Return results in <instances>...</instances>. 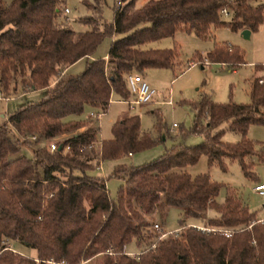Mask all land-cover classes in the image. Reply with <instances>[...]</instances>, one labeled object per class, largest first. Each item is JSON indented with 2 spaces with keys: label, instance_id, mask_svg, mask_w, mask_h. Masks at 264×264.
<instances>
[{
  "label": "trees",
  "instance_id": "16d2710c",
  "mask_svg": "<svg viewBox=\"0 0 264 264\" xmlns=\"http://www.w3.org/2000/svg\"><path fill=\"white\" fill-rule=\"evenodd\" d=\"M63 3L0 0V91L13 90L17 83L22 92L41 90L37 100L22 103L0 123V240L35 250V256H28L2 243L0 264H264V219L229 186L223 200L216 201L221 183L205 172L191 176L184 169L200 155L221 168L223 158L237 159L243 174L254 178L252 157L264 163V142L246 132L251 124H264V81L251 79L247 102H218L205 94L187 101L192 123L179 133H200L202 139L172 143L141 164H115L110 175L122 182L114 199L105 179L88 171L103 159L148 148L159 138L140 129L136 114L114 120L109 138H98L96 127L77 131L84 119H64L85 109L105 110L112 93L127 97L128 73L172 66L176 49L153 48L148 42L176 30L205 36L210 27L223 25L255 31L264 20L261 1L146 0L135 7L134 0H115L108 21L101 15L105 0H82L88 12L80 21L88 28L79 31L63 22ZM105 35L113 36L106 57H92ZM80 58L86 59L83 70L65 72ZM201 58L229 66L244 62L238 47L224 43H215ZM152 112L158 130L159 113ZM222 121L239 134L236 141L221 139L223 128L217 126ZM25 135L35 136L31 143H45L33 148L32 157L6 159ZM54 138L57 147L49 150L47 142ZM169 205L200 218L204 226L231 232L200 230L180 220L177 234L157 237L146 216L155 211L161 217ZM207 209L213 214L205 215ZM130 240L139 246L135 255L124 251Z\"/></svg>",
  "mask_w": 264,
  "mask_h": 264
},
{
  "label": "rangeland",
  "instance_id": "374dc122",
  "mask_svg": "<svg viewBox=\"0 0 264 264\" xmlns=\"http://www.w3.org/2000/svg\"><path fill=\"white\" fill-rule=\"evenodd\" d=\"M146 0H134V6H140ZM264 7V0H260ZM115 0H105L102 6L101 15L110 21L112 18V7ZM67 6L70 11L64 14L61 11V18L65 24H69L74 30H85L88 28L86 23L81 22L83 15L88 11L82 4V0H64L61 7ZM62 7V8H63ZM225 18V16L223 17ZM113 36L105 35L92 52V57H103L107 52ZM215 43H224L238 47L242 51L244 62L236 65L234 70L231 66L217 62H207L201 58L203 54L212 48ZM146 46L153 48H175L176 57L170 67H150L140 72L148 84L154 88L155 94L152 99L142 105L136 106L133 110H128L126 105L119 101V97L112 93L106 111L99 120L86 117L87 109L81 114H70L64 119H84L86 127H96L98 138L111 137V123L127 114H136L139 117L140 129L149 132L154 138H159L152 146L134 151L130 155H123L118 159H103L99 162L100 167H93L88 171L89 174L101 176L105 179V184L109 196L115 198L118 186L122 179L110 175L113 166L117 163L141 164L154 159L161 154L166 147L172 143L181 142L183 144H195L202 139L200 133L191 131L180 134L179 130H188L192 123V111L187 101L196 100L202 94H208L211 99L218 102L234 101L247 102L249 100L248 90L250 79L255 73L254 64L264 62V20L252 31L248 37H243L240 30H231L227 26L210 27L205 36H198L193 32L176 30L172 36H166L154 41H150ZM198 57V58H197ZM85 58L79 59L70 64L69 73H78L83 70ZM262 73L257 78L264 79V67ZM1 92V91H0ZM0 98V123L6 121L7 115L16 110L26 101L37 100L41 95V90L32 89L22 92L20 84L16 88L1 92ZM169 99V102L167 100ZM183 100V101H182ZM157 110L159 113L161 127L154 129L157 117L152 112ZM174 123V125H172ZM217 128H223L221 139L226 142H234L239 138V134L226 128L224 121L220 122ZM13 135V130L10 131ZM246 136L256 142H264V124H251L248 126ZM32 139L21 140L17 151L9 154L6 159L18 155L32 157V150L38 145L44 144L43 140L31 143ZM259 144H254L258 149ZM254 166V178L247 177L240 169L237 159H222V167L218 163L208 164L205 155H200L198 159L184 166V169L191 176L197 173H207L211 179L221 183L218 193L214 199L221 202L225 195V187L229 186L236 195L247 204L250 210L255 211L257 216H264V194H258L252 190V186L258 180H264V163L252 157ZM211 209L205 210V215H211ZM149 222H158L162 230H174L179 226L180 220L186 223L207 225L200 218L190 217L183 214V209L178 206L169 205L164 214L159 217L155 211H151L146 216ZM219 228V227H218ZM152 230V229H151ZM177 229L174 233H178ZM173 233V234H174ZM2 243L8 246L13 245L15 249L21 247L24 254L35 256L34 248L22 243L11 244L9 240L1 239ZM126 251L134 252L139 246L134 240L125 244ZM43 264H51L45 261Z\"/></svg>",
  "mask_w": 264,
  "mask_h": 264
},
{
  "label": "built area",
  "instance_id": "2783aa9c",
  "mask_svg": "<svg viewBox=\"0 0 264 264\" xmlns=\"http://www.w3.org/2000/svg\"><path fill=\"white\" fill-rule=\"evenodd\" d=\"M116 3L119 4V0H116ZM62 11L66 15L69 13L70 9L67 6H64ZM219 11L224 15H227L228 13L224 7H221ZM258 81L261 82V81H264V79L258 78ZM125 85L128 91V96L125 98H119V100L126 105L128 110H133L136 106L149 102L152 99L153 95L155 94L154 88L151 87L148 84V82L143 78L142 74L138 72H131V73L126 74L125 75ZM2 97L3 96L1 95V92H0V98ZM167 102H169V99L167 100ZM106 109L105 110L90 109L87 111L86 116L90 118H94L95 120L98 121L101 115L106 111ZM172 125H174V123H172ZM34 138H35L34 135H25V136H21L20 140H26V139L33 140ZM55 140L56 139L54 138L47 142V147L49 150L56 149L57 146H56ZM67 148L68 146L65 144L62 150L65 151L67 150ZM95 168H99V163L95 166ZM252 190L258 194L263 195L264 194V181L256 182L252 186ZM263 219H264V216L259 217V220H263ZM191 225L195 226L196 228L200 230L220 232V233H223L224 235H229V233L231 232V230L227 228L210 227V226H204V225H199V224H194V223H192ZM151 229L157 235V237H162V236H165L166 234H173L179 228L170 230V231H165V230L163 231L158 222H153L151 225ZM127 253L130 255H135L137 251L133 253L132 252H127Z\"/></svg>",
  "mask_w": 264,
  "mask_h": 264
},
{
  "label": "crops",
  "instance_id": "0c3cea01",
  "mask_svg": "<svg viewBox=\"0 0 264 264\" xmlns=\"http://www.w3.org/2000/svg\"><path fill=\"white\" fill-rule=\"evenodd\" d=\"M251 32H249V34H250ZM103 57H106V54L103 56ZM80 59H84V58H80ZM79 60V59H78ZM242 64V63H241ZM240 64V65H241ZM70 66V65H69ZM68 66V67H69ZM68 67L65 69V72H67L68 71ZM236 67L235 66H231V68H230V70H234ZM254 71H255V73H253V75L251 76V79L252 78H254L255 76H259L261 73H262V71L261 70H257V69H254ZM250 79V80H251ZM205 95H208V94H205ZM209 96V95H208ZM210 97V96H209ZM119 100V99H118ZM120 101V100H119ZM145 104V103H144ZM87 111H88V109H87ZM84 127H81V128H79V129H77V131H81L82 129H83ZM69 134V133H68ZM65 135V134H64ZM64 135H62V136H64ZM67 135V134H66ZM128 155H130V154H128ZM99 167H100V165H99ZM264 180H258V181H256V182H263ZM249 208V207H248ZM258 217H261V216H258ZM189 224H192V223H189ZM177 228H180V225L178 226V227H176V229ZM165 231H170V230H165ZM125 247L126 246H124V251L127 253V252H130V251H126V249H125ZM127 248V247H126ZM17 250L19 251V252H21V253H24V251H23V249H21V247H17ZM135 252V251H134Z\"/></svg>",
  "mask_w": 264,
  "mask_h": 264
},
{
  "label": "water",
  "instance_id": "95a60500",
  "mask_svg": "<svg viewBox=\"0 0 264 264\" xmlns=\"http://www.w3.org/2000/svg\"><path fill=\"white\" fill-rule=\"evenodd\" d=\"M250 30L247 28H243L240 30V33L243 37H248Z\"/></svg>",
  "mask_w": 264,
  "mask_h": 264
}]
</instances>
